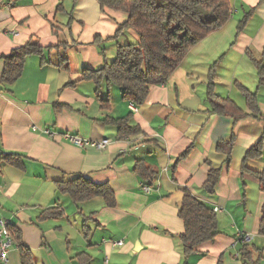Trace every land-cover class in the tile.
Listing matches in <instances>:
<instances>
[{
	"label": "crops",
	"instance_id": "0c3cea01",
	"mask_svg": "<svg viewBox=\"0 0 264 264\" xmlns=\"http://www.w3.org/2000/svg\"><path fill=\"white\" fill-rule=\"evenodd\" d=\"M230 3L229 20L194 45L163 84L151 86L141 105L103 83L100 97L109 107L102 108L93 82L79 74L139 41L132 29L117 34L127 14L101 10L97 0H0V219L19 232L31 264H243V244L264 248V192L256 177L264 170V86L247 55L264 66V0ZM30 39L42 53L26 57L12 84L1 82V58ZM60 57L68 70L56 66ZM209 84L248 115L213 111ZM237 84L256 95L254 116ZM125 117L137 133L121 138L104 122ZM103 140V149L93 145ZM230 140L227 159L217 145ZM257 143L260 155L245 158ZM138 161L155 172L150 182L133 172ZM210 169L220 170L211 195L202 188ZM78 177L106 184L115 206L59 192L58 182ZM185 190L215 213L219 234L184 257L178 211ZM48 210L54 215L45 217ZM8 264H21L14 243Z\"/></svg>",
	"mask_w": 264,
	"mask_h": 264
},
{
	"label": "trees",
	"instance_id": "16d2710c",
	"mask_svg": "<svg viewBox=\"0 0 264 264\" xmlns=\"http://www.w3.org/2000/svg\"><path fill=\"white\" fill-rule=\"evenodd\" d=\"M231 0H97L101 10L108 8L127 14V20L120 25L117 34L125 29H132L139 37V41L119 45L115 59L97 69H84L80 72V80L91 81L95 85V96L102 108L109 107V100L100 97V87H117L122 98L134 105H141L153 85L163 84L177 65L183 60L187 52L197 43L206 38L213 31L220 29L231 16ZM247 21L242 19L237 26L240 32ZM59 43L56 49L62 47ZM42 48L35 39H30L26 45L16 48L1 59L4 62L1 82L12 84L19 78L24 61L32 54L40 55ZM253 62L259 85L264 86V66L262 62L254 59L247 52ZM56 66L61 70H68L65 58H59ZM243 95L251 115L258 113L257 100L254 93H250L240 85H236ZM209 101L213 111L219 114L236 112V117L248 115L241 113L230 100L219 97L212 92V84L208 87ZM231 111V112H230ZM104 122H113L117 132L122 138L137 133L136 127L128 126V118L106 119ZM233 141L220 142L217 150L224 153L227 159L231 155ZM187 149L181 157L188 153ZM260 155V143L252 146L246 157ZM14 157L16 155H7ZM133 172L143 180L150 182L155 172L138 161ZM220 175L219 169H210L207 180L202 188L207 194L214 193V187ZM262 191L264 192V170L256 174ZM60 193L67 194L75 202H83L92 198H101L107 207L115 206V197L106 184H94L89 180L78 177L72 181L57 183ZM261 219L258 234L264 236V205L261 210ZM53 211L48 210L44 216H52ZM178 217L184 225V234L179 236L183 256L194 252L205 242L212 241L218 234L217 217L215 213L201 203L188 190L184 191ZM12 241L19 248L21 264H31L32 258L29 249L21 244L19 232L8 225ZM242 241V239H241ZM240 258L243 264H259L264 259V248L250 250L247 244L240 249ZM221 264V261H218Z\"/></svg>",
	"mask_w": 264,
	"mask_h": 264
},
{
	"label": "built area",
	"instance_id": "2783aa9c",
	"mask_svg": "<svg viewBox=\"0 0 264 264\" xmlns=\"http://www.w3.org/2000/svg\"><path fill=\"white\" fill-rule=\"evenodd\" d=\"M70 141L77 146H82L86 144L81 139L77 137H70ZM109 144L108 140H103L101 142L95 143L97 149H103ZM143 190L147 193L149 192L148 186H143ZM8 221L0 219V264H8L9 250L13 246V241L10 232L8 231ZM249 237H242V242L249 243ZM116 245H121V242L116 243Z\"/></svg>",
	"mask_w": 264,
	"mask_h": 264
}]
</instances>
